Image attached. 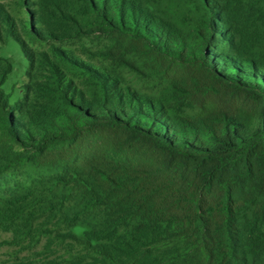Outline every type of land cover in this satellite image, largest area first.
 <instances>
[{
	"label": "trees",
	"instance_id": "trees-1",
	"mask_svg": "<svg viewBox=\"0 0 264 264\" xmlns=\"http://www.w3.org/2000/svg\"><path fill=\"white\" fill-rule=\"evenodd\" d=\"M155 3L89 5L108 57L136 72L148 60L175 103L99 71L104 97L88 99L43 62L26 113L0 95V177L32 169L95 213L79 243L95 253L71 264H264V0Z\"/></svg>",
	"mask_w": 264,
	"mask_h": 264
},
{
	"label": "rangeland",
	"instance_id": "rangeland-1",
	"mask_svg": "<svg viewBox=\"0 0 264 264\" xmlns=\"http://www.w3.org/2000/svg\"><path fill=\"white\" fill-rule=\"evenodd\" d=\"M147 1L157 6L156 0ZM89 3L0 0V95L26 113L34 97L33 86L50 74L41 64L50 61L88 99L104 97L103 84L89 73L99 71L119 89L131 88L175 103L168 78L152 69L148 60L139 61L141 70L136 72L108 57L111 40L100 30L97 13ZM170 6L163 3L158 10L166 13ZM179 6L184 8L185 2L172 8ZM247 27H243L244 33L250 32ZM183 110L190 116L199 112ZM22 173L0 177V264H71L76 254L95 253L96 242L79 244L85 243L84 232L89 230L85 219H93L95 213L80 214L73 201L61 200L67 195L62 189L49 193L51 188L39 184L41 176L36 171ZM11 225L15 228L10 229Z\"/></svg>",
	"mask_w": 264,
	"mask_h": 264
}]
</instances>
